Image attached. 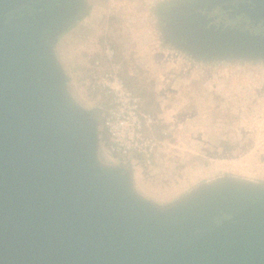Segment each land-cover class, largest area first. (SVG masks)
Returning <instances> with one entry per match:
<instances>
[{"label":"rangeland","instance_id":"374dc122","mask_svg":"<svg viewBox=\"0 0 264 264\" xmlns=\"http://www.w3.org/2000/svg\"><path fill=\"white\" fill-rule=\"evenodd\" d=\"M225 1L55 0L45 10L37 4L49 16L21 36L23 52L52 78L56 112L88 115L94 172L123 168L128 191L157 223L207 197L264 206V56L246 60L210 47V38L225 36L223 22L194 11ZM108 70L152 117L161 163L147 167L106 150L110 97L92 80Z\"/></svg>","mask_w":264,"mask_h":264},{"label":"water","instance_id":"95a60500","mask_svg":"<svg viewBox=\"0 0 264 264\" xmlns=\"http://www.w3.org/2000/svg\"><path fill=\"white\" fill-rule=\"evenodd\" d=\"M24 1L0 0V264H264V206L207 197L157 223L123 168L94 172L88 115L57 113L52 78L21 49L49 16L19 14ZM244 10L264 21V0ZM225 29L210 47L264 56V34Z\"/></svg>","mask_w":264,"mask_h":264},{"label":"built area","instance_id":"2783aa9c","mask_svg":"<svg viewBox=\"0 0 264 264\" xmlns=\"http://www.w3.org/2000/svg\"><path fill=\"white\" fill-rule=\"evenodd\" d=\"M106 57L111 60L112 52L106 51ZM92 86L101 88L110 97L103 121L106 150L120 157L138 156L147 167L161 163V141L154 136L153 119L141 111L137 95L112 70L94 73Z\"/></svg>","mask_w":264,"mask_h":264},{"label":"flooded vegetation","instance_id":"af4514ba","mask_svg":"<svg viewBox=\"0 0 264 264\" xmlns=\"http://www.w3.org/2000/svg\"><path fill=\"white\" fill-rule=\"evenodd\" d=\"M55 0H29L24 1L26 2V7L21 10L19 14L22 13H30L34 10H36L35 5H40V10L48 9ZM258 0H226L224 3H221L219 5L225 6V9H218L216 8L215 11H212V13H206L207 16L211 17L212 20L217 18L216 23L218 21H222L223 19L226 20L228 23L232 22L234 25H237L238 22H246V12L244 10V7H251L257 2ZM218 5V4H217ZM217 5L213 6L216 7ZM204 8H207L206 5H203ZM249 17V16H248ZM262 21V20H261Z\"/></svg>","mask_w":264,"mask_h":264},{"label":"trees","instance_id":"16d2710c","mask_svg":"<svg viewBox=\"0 0 264 264\" xmlns=\"http://www.w3.org/2000/svg\"><path fill=\"white\" fill-rule=\"evenodd\" d=\"M41 6H42V3H41ZM216 8L225 9L226 7L218 4L216 7H211V8H207V9L201 7V9H197V10H194V11L196 13L197 12H204L206 14V13H212V11H215ZM245 16H246V22L243 25V31H248L250 33H262V31L264 30V29H262L263 26H264V21H261V20H258V19L257 20H255V19L250 20L248 15H245ZM216 20H217V18L212 20L214 24L216 23ZM254 26H257V28L254 27ZM222 27L223 28H228V29H233L234 23H232V22L228 23L226 20L223 19Z\"/></svg>","mask_w":264,"mask_h":264}]
</instances>
